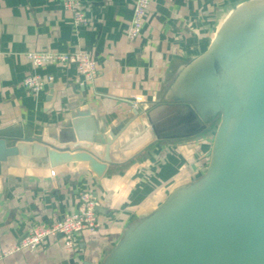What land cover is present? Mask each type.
Masks as SVG:
<instances>
[{"label": "crops", "instance_id": "crops-1", "mask_svg": "<svg viewBox=\"0 0 264 264\" xmlns=\"http://www.w3.org/2000/svg\"><path fill=\"white\" fill-rule=\"evenodd\" d=\"M249 1L254 0H150L140 35L130 41L136 0H80L88 26H74L62 0H0V137L5 146L53 135L50 130L74 104L107 123L132 107L146 111L170 99L221 23ZM29 51L86 52L98 72L88 81L73 64L36 68L35 73L54 80L34 94L23 85L33 69L25 56ZM205 131L155 140L128 159L108 164L101 176L82 162L49 166L32 156L7 157L0 163V248H12L32 224L75 212L84 190L95 195L99 226L84 233L74 251L66 250L60 235L48 236L35 250L16 251L0 264H103L130 226L204 173L213 140Z\"/></svg>", "mask_w": 264, "mask_h": 264}, {"label": "water", "instance_id": "water-1", "mask_svg": "<svg viewBox=\"0 0 264 264\" xmlns=\"http://www.w3.org/2000/svg\"><path fill=\"white\" fill-rule=\"evenodd\" d=\"M215 122L204 173L130 226L103 264H264V0L221 23L170 99L107 123L74 104L51 136L9 147L0 137V163L21 154L49 166L82 162L101 176L155 140Z\"/></svg>", "mask_w": 264, "mask_h": 264}, {"label": "built area", "instance_id": "built-area-1", "mask_svg": "<svg viewBox=\"0 0 264 264\" xmlns=\"http://www.w3.org/2000/svg\"><path fill=\"white\" fill-rule=\"evenodd\" d=\"M150 0H136L127 31V39H136L141 32ZM63 8L71 13L74 26H88L89 20L82 10L80 0H62ZM30 61L32 71L23 78V85L31 93L37 94L46 83L53 82V75L42 76L33 70L43 66L58 64H73L78 74L85 80L91 81L97 75L95 61L86 52H51L29 51L25 53ZM97 201L90 190H84L79 197L77 210L62 218L49 222H39L28 227L26 234L9 249L0 248V260L12 253L28 249L35 250L48 236L60 235L68 251L77 248L79 239L84 233H92L98 229Z\"/></svg>", "mask_w": 264, "mask_h": 264}, {"label": "rangeland", "instance_id": "rangeland-1", "mask_svg": "<svg viewBox=\"0 0 264 264\" xmlns=\"http://www.w3.org/2000/svg\"><path fill=\"white\" fill-rule=\"evenodd\" d=\"M216 125H217V122H215L213 125H212V127L210 128V129H207L206 131L207 132H209V135H211V136H213L214 135V131H215V127H216ZM205 131V132H206ZM190 184V183H189ZM188 184V185H189Z\"/></svg>", "mask_w": 264, "mask_h": 264}]
</instances>
